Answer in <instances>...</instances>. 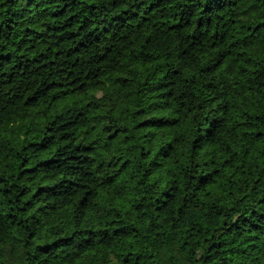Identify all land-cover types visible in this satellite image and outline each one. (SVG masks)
Here are the masks:
<instances>
[{
  "label": "trees",
  "instance_id": "obj_1",
  "mask_svg": "<svg viewBox=\"0 0 264 264\" xmlns=\"http://www.w3.org/2000/svg\"><path fill=\"white\" fill-rule=\"evenodd\" d=\"M0 264H264V0H0Z\"/></svg>",
  "mask_w": 264,
  "mask_h": 264
}]
</instances>
